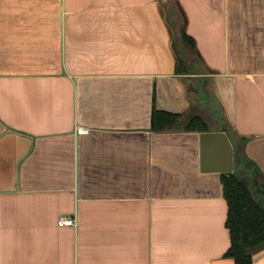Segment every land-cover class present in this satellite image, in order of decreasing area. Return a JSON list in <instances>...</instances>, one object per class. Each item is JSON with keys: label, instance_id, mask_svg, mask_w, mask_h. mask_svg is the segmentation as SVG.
<instances>
[{"label": "crops", "instance_id": "0c3cea01", "mask_svg": "<svg viewBox=\"0 0 264 264\" xmlns=\"http://www.w3.org/2000/svg\"><path fill=\"white\" fill-rule=\"evenodd\" d=\"M196 116L264 203V0H0V264H234Z\"/></svg>", "mask_w": 264, "mask_h": 264}, {"label": "trees", "instance_id": "16d2710c", "mask_svg": "<svg viewBox=\"0 0 264 264\" xmlns=\"http://www.w3.org/2000/svg\"><path fill=\"white\" fill-rule=\"evenodd\" d=\"M180 41L184 47L194 48L193 40L183 32ZM182 120L180 114L160 111L156 107L153 110L152 125L155 132L175 130L182 124ZM185 130L204 133L208 132L209 127L202 118L196 116L186 122ZM246 140L241 139V144H245ZM232 144L237 146V142ZM235 154L234 172L221 174L223 196L228 205L226 227L230 235V248L225 256L232 259L234 264H252L254 252L264 246V203L260 201L252 184L246 182L240 174L247 165L242 147L235 148ZM247 173L250 175L251 171Z\"/></svg>", "mask_w": 264, "mask_h": 264}, {"label": "water", "instance_id": "95a60500", "mask_svg": "<svg viewBox=\"0 0 264 264\" xmlns=\"http://www.w3.org/2000/svg\"><path fill=\"white\" fill-rule=\"evenodd\" d=\"M153 131V127L151 128ZM200 170L203 173H233L236 166L235 148L225 128L200 134ZM255 187L264 197L256 181Z\"/></svg>", "mask_w": 264, "mask_h": 264}, {"label": "built area", "instance_id": "2783aa9c", "mask_svg": "<svg viewBox=\"0 0 264 264\" xmlns=\"http://www.w3.org/2000/svg\"><path fill=\"white\" fill-rule=\"evenodd\" d=\"M77 132L80 134H87L88 130L84 128H77ZM59 224L63 226H73L75 225V221L72 218H67V219H60Z\"/></svg>", "mask_w": 264, "mask_h": 264}, {"label": "rangeland", "instance_id": "374dc122", "mask_svg": "<svg viewBox=\"0 0 264 264\" xmlns=\"http://www.w3.org/2000/svg\"><path fill=\"white\" fill-rule=\"evenodd\" d=\"M213 118H215V116H212V119H213ZM247 182H249V181H247ZM249 183H250V182H249Z\"/></svg>", "mask_w": 264, "mask_h": 264}]
</instances>
